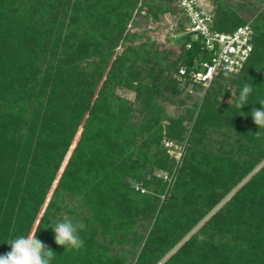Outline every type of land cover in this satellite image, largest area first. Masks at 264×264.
I'll use <instances>...</instances> for the list:
<instances>
[{"label":"trees","instance_id":"obj_1","mask_svg":"<svg viewBox=\"0 0 264 264\" xmlns=\"http://www.w3.org/2000/svg\"><path fill=\"white\" fill-rule=\"evenodd\" d=\"M213 5L216 31L250 22ZM172 10L184 30L177 0H0V255L37 231L52 264H132L115 244L132 248L133 264H264V129L251 116L264 100V10L244 68L219 71L179 117L159 99L203 88L193 75L214 53L191 36L175 51L128 31L135 11ZM245 82L253 92L240 110ZM120 90L135 93L139 119ZM65 214L86 227L78 251L54 241Z\"/></svg>","mask_w":264,"mask_h":264},{"label":"rangeland","instance_id":"obj_2","mask_svg":"<svg viewBox=\"0 0 264 264\" xmlns=\"http://www.w3.org/2000/svg\"><path fill=\"white\" fill-rule=\"evenodd\" d=\"M213 1L215 0H203V6L207 9H214ZM225 6H229L232 11L236 12L238 16L246 21L253 22L259 12L264 10V0H221ZM182 19L178 11H168L166 14L159 16L157 19L150 17L149 19L144 18L142 15H138L135 11L134 17L128 26V31L140 35L142 38H138L137 42L140 40L142 42L146 41L149 37L154 40L157 45H162L164 47L172 48L178 51L182 44V32L181 31ZM183 26L185 27V21H183ZM122 47L120 46V50ZM208 88H201L196 85L182 86V89L177 94L166 93L163 98L159 99L160 104L165 108L167 114L173 117L184 116L191 110L197 103H199L204 97ZM233 93V92H232ZM120 96L127 97L133 104L135 108L136 119H139V104L136 100V95L133 92L127 90H120ZM186 128H191V123L186 122ZM215 140H220L221 136L219 134H214ZM172 145L168 146L171 148ZM167 147V144H165ZM175 156L180 158L181 153L184 151V145L174 143ZM158 176L163 177L164 180L168 178L167 173L158 172ZM168 180H170L168 178ZM134 184V182H133ZM136 187V186H135ZM229 198V197H228ZM163 199V198H162ZM228 199L224 200L212 213L217 211V209L223 205ZM73 208H78V203L73 201L70 203ZM79 211V209H76ZM207 217L205 220H207ZM202 221L191 233L190 235L197 232L201 225L205 222ZM149 231L148 224H144L139 227V232L146 236ZM189 235V236H190ZM132 248L126 245L115 244L113 246V253L120 255L122 253H127V257L133 264L136 261V254H132ZM135 251V250H134ZM173 253V252H172ZM170 256V255H169ZM167 256L165 260L169 257Z\"/></svg>","mask_w":264,"mask_h":264},{"label":"built area","instance_id":"obj_3","mask_svg":"<svg viewBox=\"0 0 264 264\" xmlns=\"http://www.w3.org/2000/svg\"><path fill=\"white\" fill-rule=\"evenodd\" d=\"M177 5L185 17L182 36L201 41L203 49L214 53L212 62L202 63L201 71L193 75L194 81L208 88L219 71L238 74L254 51L252 22L233 32H220L212 28L213 15L203 6V0H177ZM187 47L190 48L191 43ZM180 72L184 74V70Z\"/></svg>","mask_w":264,"mask_h":264},{"label":"clouds","instance_id":"obj_4","mask_svg":"<svg viewBox=\"0 0 264 264\" xmlns=\"http://www.w3.org/2000/svg\"><path fill=\"white\" fill-rule=\"evenodd\" d=\"M252 92L253 84L245 82L236 98L235 107L241 110L245 105L249 104L248 100ZM259 104L261 108H253L251 116L254 123L260 129H264V100H261ZM255 135L259 136V132ZM51 228L54 232L55 243L58 246H62L65 250L78 251L85 247V240L80 233L85 231L86 227L81 220L65 214ZM7 244L10 245L11 250L0 255V264H52L56 257L54 251L37 238V231H32L27 235L16 236L8 241Z\"/></svg>","mask_w":264,"mask_h":264},{"label":"water","instance_id":"obj_5","mask_svg":"<svg viewBox=\"0 0 264 264\" xmlns=\"http://www.w3.org/2000/svg\"><path fill=\"white\" fill-rule=\"evenodd\" d=\"M132 186L135 187V185L132 183Z\"/></svg>","mask_w":264,"mask_h":264}]
</instances>
